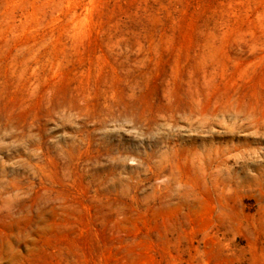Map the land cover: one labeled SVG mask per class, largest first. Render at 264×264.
<instances>
[{
  "label": "rangeland",
  "instance_id": "374dc122",
  "mask_svg": "<svg viewBox=\"0 0 264 264\" xmlns=\"http://www.w3.org/2000/svg\"><path fill=\"white\" fill-rule=\"evenodd\" d=\"M0 264H264V0H0Z\"/></svg>",
  "mask_w": 264,
  "mask_h": 264
}]
</instances>
